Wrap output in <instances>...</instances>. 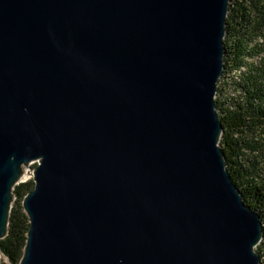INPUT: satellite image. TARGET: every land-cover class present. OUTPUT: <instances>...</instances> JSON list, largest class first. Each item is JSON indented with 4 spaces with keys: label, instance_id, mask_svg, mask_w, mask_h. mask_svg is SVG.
<instances>
[{
    "label": "water",
    "instance_id": "water-1",
    "mask_svg": "<svg viewBox=\"0 0 264 264\" xmlns=\"http://www.w3.org/2000/svg\"><path fill=\"white\" fill-rule=\"evenodd\" d=\"M230 0H0V239L20 264H261L220 145Z\"/></svg>",
    "mask_w": 264,
    "mask_h": 264
},
{
    "label": "trees",
    "instance_id": "trees-1",
    "mask_svg": "<svg viewBox=\"0 0 264 264\" xmlns=\"http://www.w3.org/2000/svg\"><path fill=\"white\" fill-rule=\"evenodd\" d=\"M224 71L216 104L223 133L220 145L227 168L243 200L261 217L263 239L256 249L264 264V0H230L226 21ZM34 180L13 190L7 235L0 239L1 255L20 264L29 217L23 200Z\"/></svg>",
    "mask_w": 264,
    "mask_h": 264
},
{
    "label": "rangeland",
    "instance_id": "rangeland-1",
    "mask_svg": "<svg viewBox=\"0 0 264 264\" xmlns=\"http://www.w3.org/2000/svg\"><path fill=\"white\" fill-rule=\"evenodd\" d=\"M222 77V76H221ZM222 78H220V80H221ZM218 81V83H217V87H218V84L219 83H221V81ZM216 97H217V93H216ZM36 163H33V164H31V165H27V166H24V170H25V172H26V174H25V178L23 179V181H28V180H33V171H34V168L36 167ZM16 200V196H15V194L13 195V202ZM12 202V203H13ZM261 243V242H260ZM259 243V244H260ZM1 259H2V262H4L5 264H9V261H8V259L5 257V256H3V255H1Z\"/></svg>",
    "mask_w": 264,
    "mask_h": 264
},
{
    "label": "bare ground",
    "instance_id": "bare-ground-1",
    "mask_svg": "<svg viewBox=\"0 0 264 264\" xmlns=\"http://www.w3.org/2000/svg\"><path fill=\"white\" fill-rule=\"evenodd\" d=\"M25 174H26V172H25V170H24V172H23V176H22V179L25 178Z\"/></svg>",
    "mask_w": 264,
    "mask_h": 264
}]
</instances>
